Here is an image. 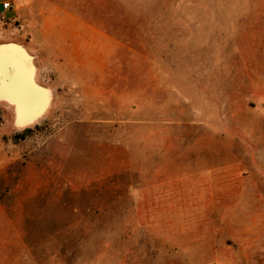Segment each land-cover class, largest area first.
Returning a JSON list of instances; mask_svg holds the SVG:
<instances>
[{
    "label": "rangeland",
    "instance_id": "obj_1",
    "mask_svg": "<svg viewBox=\"0 0 264 264\" xmlns=\"http://www.w3.org/2000/svg\"><path fill=\"white\" fill-rule=\"evenodd\" d=\"M6 1L50 99H0V264H264V0ZM53 5L83 61L35 40Z\"/></svg>",
    "mask_w": 264,
    "mask_h": 264
},
{
    "label": "crops",
    "instance_id": "obj_2",
    "mask_svg": "<svg viewBox=\"0 0 264 264\" xmlns=\"http://www.w3.org/2000/svg\"><path fill=\"white\" fill-rule=\"evenodd\" d=\"M20 1L24 3L30 2V0ZM53 6L55 7V13H51L48 18L41 19V17H38L36 20V22L39 20L40 28H38L35 32V40H46L43 42H45L47 45L49 44V46L52 48V52L58 54V60L74 59L75 61H83L84 48L83 52L81 53V47L84 45V33H87V35H90L93 38L95 34L94 32H96V36L98 37V30L94 31V26L87 22L80 15L69 10H64L58 5ZM10 8H12V4ZM4 12L5 10L2 8V4L0 2V13ZM38 43L39 42H36V44ZM90 43V46L92 47L93 43L91 41ZM36 44L33 43V46H30L29 44V51H31L33 48L35 49ZM88 44L89 43H87V46ZM90 49L91 48H88V51L85 53H90ZM38 53H40L39 49ZM37 55L39 54L35 52L33 57L36 58ZM87 58L91 59L92 57L89 55Z\"/></svg>",
    "mask_w": 264,
    "mask_h": 264
},
{
    "label": "water",
    "instance_id": "obj_3",
    "mask_svg": "<svg viewBox=\"0 0 264 264\" xmlns=\"http://www.w3.org/2000/svg\"><path fill=\"white\" fill-rule=\"evenodd\" d=\"M13 51L24 63L29 66L27 74V89L29 92L37 97V101L26 109V106H20L19 100L24 99V94L20 91L19 87H15L13 95L8 98V89L11 85L19 84L18 75L12 74L11 67L6 71L0 73V99H7L11 102L15 109L14 123L16 125H24L33 122L37 119L47 108L49 103V90L39 85L35 80V66L33 64V56L21 45L15 42L0 43V54ZM14 88V87H12ZM24 110V111H23ZM23 111V112H22Z\"/></svg>",
    "mask_w": 264,
    "mask_h": 264
},
{
    "label": "bare ground",
    "instance_id": "obj_4",
    "mask_svg": "<svg viewBox=\"0 0 264 264\" xmlns=\"http://www.w3.org/2000/svg\"><path fill=\"white\" fill-rule=\"evenodd\" d=\"M7 66L11 67L12 74L18 75L17 78L19 81V84L10 86V88L8 89L9 93L7 97L10 98L15 91V87H19L20 91L24 94V96H22L24 99H20L18 105L26 106L27 109L30 106H32V104L35 103L38 99L37 97H34V95H32L27 89L28 86L26 84L27 83L26 76L28 74L27 72L29 66H27L22 59H20L17 55H15L13 51H8L5 52L4 54H0V73H3L4 69H6ZM2 100L8 101L7 99H2Z\"/></svg>",
    "mask_w": 264,
    "mask_h": 264
},
{
    "label": "built area",
    "instance_id": "obj_5",
    "mask_svg": "<svg viewBox=\"0 0 264 264\" xmlns=\"http://www.w3.org/2000/svg\"><path fill=\"white\" fill-rule=\"evenodd\" d=\"M10 7H11V3L9 1H6V2L2 3V8L4 10L9 9Z\"/></svg>",
    "mask_w": 264,
    "mask_h": 264
}]
</instances>
